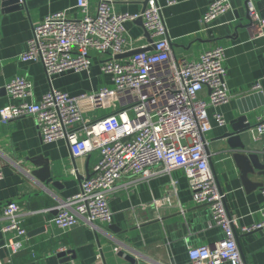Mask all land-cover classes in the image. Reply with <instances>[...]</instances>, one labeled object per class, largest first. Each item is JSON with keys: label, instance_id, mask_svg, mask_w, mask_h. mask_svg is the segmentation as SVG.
<instances>
[{"label": "crops", "instance_id": "obj_1", "mask_svg": "<svg viewBox=\"0 0 264 264\" xmlns=\"http://www.w3.org/2000/svg\"><path fill=\"white\" fill-rule=\"evenodd\" d=\"M111 1L117 13H141L147 6L144 0ZM213 1L159 0V3L176 57L198 59L203 52L217 46L226 49L224 66L231 98L227 103L208 108L212 129L205 139L226 208L238 218L235 235L242 259L248 264H264V228L244 230L263 219V187L245 188L229 146L225 140L218 139L230 122L245 112L253 125L248 133V147L264 154V135L255 131L264 114V35L258 37L252 26L246 0H233L232 10L204 31L202 18ZM252 3L264 18V0H252ZM76 4L77 0H0V110L19 102L5 88L17 76L32 81L35 101L51 86L71 95L94 93L101 87L114 88L111 76L100 69L101 60L109 57L107 54L92 51L89 70L65 72L55 75L52 81L40 62L20 58L28 48L35 24L48 14L64 9H69L71 17H81ZM96 11L97 1L91 0L90 12ZM126 26L125 48L129 51L117 57L120 61L129 59L132 50L152 49L148 46L151 37L146 34L143 19L128 22ZM257 84L260 89L254 90ZM200 96L208 98V89L204 88ZM120 107L115 99V106L93 109L83 105V113L86 120H94ZM216 113L225 118L224 126L215 119ZM0 157L4 170V178L0 180V227L2 208L9 202H17L22 211L33 212L24 221L28 240L22 250L10 251L7 238L11 233L0 231L3 264H192L190 247L214 245L224 236L221 227L212 225L210 208L193 202L182 169L174 170L171 175L159 173L147 178L137 175L123 179L110 198L114 212L111 223L97 221L92 226L81 224L63 229L55 223L56 206L80 190L81 181L100 160V149L74 158L65 139L44 143L33 117L3 122L0 115ZM43 162L50 165L53 180L48 183L33 174L41 172ZM252 179L264 181V177ZM63 246L68 247L70 259L57 253Z\"/></svg>", "mask_w": 264, "mask_h": 264}, {"label": "built area", "instance_id": "obj_2", "mask_svg": "<svg viewBox=\"0 0 264 264\" xmlns=\"http://www.w3.org/2000/svg\"><path fill=\"white\" fill-rule=\"evenodd\" d=\"M90 1L77 0L76 9L81 17H71L69 9H64L48 14L35 24L28 48L20 58L40 62L52 81L55 75L65 72L89 70L92 51L107 54L109 57L101 60L100 69L111 76L114 88L101 87L94 93L71 95L51 86L35 101L32 81L17 76L5 88L19 102L0 110L3 122L33 117L42 141L65 139L74 158L100 149V160L81 181L80 190L58 202L56 225L71 229L81 224L92 226L97 221L111 223L114 212L110 198L123 179L137 175L147 178L159 173L171 175L174 170L182 169L193 202L207 205L212 213V225L221 227L224 233L214 245L190 247V262L248 264L243 261L236 241L238 218L226 208L206 151L205 134L212 129L208 108L227 103L231 98L226 83L225 47L209 49L198 59L178 58L173 53L159 0H144L147 6L141 13H117L111 0H96L95 14L90 12ZM246 2L252 26L258 37L263 36L264 18L252 0ZM232 8L233 0L213 1L202 18V29H210L216 19ZM139 17L151 37L148 46L152 49L135 53L125 61L117 60V55L129 51L125 48L126 24ZM204 88L209 91L208 98L200 96ZM253 88L259 90L260 85ZM115 99L121 105L119 109L94 120L85 119L83 105L93 109L115 106ZM215 119L220 126L227 123L219 113ZM255 131L264 135V114ZM3 178L0 157V180ZM262 193L264 196V188ZM32 213L22 211L14 201L3 206L0 231L11 233L7 238L10 251L16 253L26 247L28 231L24 221ZM262 218L260 223L244 230L264 228V207ZM57 253L72 256L65 246ZM0 264H3L1 260Z\"/></svg>", "mask_w": 264, "mask_h": 264}, {"label": "water", "instance_id": "obj_3", "mask_svg": "<svg viewBox=\"0 0 264 264\" xmlns=\"http://www.w3.org/2000/svg\"><path fill=\"white\" fill-rule=\"evenodd\" d=\"M147 3V1H145ZM137 20L142 21V17H139ZM149 34L148 32L146 33ZM148 49L140 48L132 50L129 55L145 51ZM120 56L117 55L116 58ZM253 128L251 122H249L248 115L245 112L234 118L229 126L225 129L223 134L218 138L225 140L229 146L230 152L232 153V159L235 162L237 168L240 170V177L243 185L247 190H253L257 187L264 188V181H254L252 177H264V161H263V152L259 150L249 149V139L248 133ZM206 151L210 158V164L215 171L214 164L211 158V151L206 145ZM34 171L33 174L37 175L41 180L51 182L50 165L47 162L42 163V170L39 174ZM70 252V251H69ZM61 257H67L66 253H60ZM70 259V257H67Z\"/></svg>", "mask_w": 264, "mask_h": 264}]
</instances>
